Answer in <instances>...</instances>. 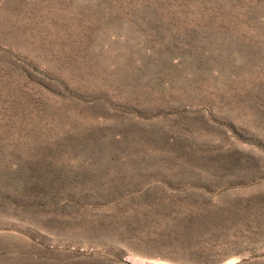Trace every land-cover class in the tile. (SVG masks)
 <instances>
[{
	"label": "rangeland",
	"instance_id": "obj_1",
	"mask_svg": "<svg viewBox=\"0 0 264 264\" xmlns=\"http://www.w3.org/2000/svg\"><path fill=\"white\" fill-rule=\"evenodd\" d=\"M0 264H264V0H0Z\"/></svg>",
	"mask_w": 264,
	"mask_h": 264
}]
</instances>
